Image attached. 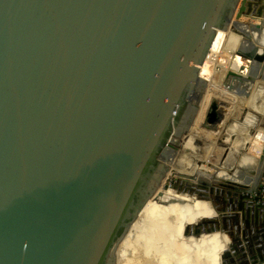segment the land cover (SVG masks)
Wrapping results in <instances>:
<instances>
[{"label": "water", "instance_id": "water-1", "mask_svg": "<svg viewBox=\"0 0 264 264\" xmlns=\"http://www.w3.org/2000/svg\"><path fill=\"white\" fill-rule=\"evenodd\" d=\"M241 15L264 28V0H0V264H117L198 111L216 30ZM239 46L246 77L229 75L245 87L264 56ZM226 105L211 97L202 128L217 130ZM257 161L251 186L167 183L209 202L214 215L183 232L228 235L221 264H264V205L252 195L264 147Z\"/></svg>", "mask_w": 264, "mask_h": 264}, {"label": "bare ground", "instance_id": "bare-ground-1", "mask_svg": "<svg viewBox=\"0 0 264 264\" xmlns=\"http://www.w3.org/2000/svg\"><path fill=\"white\" fill-rule=\"evenodd\" d=\"M243 17H249V16L241 15L238 18H235V16H233L232 19H230L228 21L226 28H224V29L218 28L216 30L214 39H213V41L209 47V50L205 56V60L200 64V66L198 68L199 76L201 78H203L207 81H208V78H209V81L212 80L213 75L211 73H214L216 71L214 70V72L210 73L211 69L209 67H210V65H212V63L214 65V62L216 60H214L211 64H210V61L212 60V56L214 57L215 54L219 52L220 54L222 53L224 56L227 57V59H225L226 65L224 64L223 67L220 66L224 59L216 62L218 68L216 69L217 70L216 75H214L213 77H215V76L219 77L220 76L219 81L220 82L222 81V86L224 85L223 83L226 80L224 78H227V75L229 74V72H231L230 69H233L232 65H230L231 62L229 60H231V59L234 60V59L238 58L237 52H233L232 49L235 48L236 43L239 39H240L239 48L241 50L246 49L247 46H254V47L258 48V52H259V50L261 51V53H259V55L264 56V35L262 34V33H264L263 25H262L261 29L254 27V26H251L249 23V20L247 18L241 19ZM239 20H240V22H239L240 28L238 26ZM232 25H234L236 27L237 31H239L241 34H249L252 29H255L257 32H260L259 35L257 36V44L258 45H256L255 43H252L251 41L249 42V41L244 40L241 34H240L241 36H239V37L231 34L230 30H231ZM225 52H227L226 55L224 54ZM229 52L231 54H229ZM239 58H240V56H239ZM207 63L210 64L209 67H208ZM257 70H258V68H256V66H255L254 71H256V73H257ZM262 74H260V75H258V73L254 74L253 80L250 83H248V85L250 87L255 86L254 79L256 80L257 78L259 79L261 77H264V70H263ZM239 76H242V75H239ZM207 81H206V84H205L204 89L202 91V94L200 96V99L198 101V106H199L198 110L199 109L201 110V108H200L201 102L200 101L203 97L204 91H205V99L208 101L207 105H208L211 97H214V96L217 97L219 94V92H215V91L213 92L210 89V87L214 83H211V82H210L211 84L208 83L211 85V86H209L207 84ZM206 85H207V89H206ZM225 87H226V85H225ZM259 87H260V85H257L256 90H258ZM207 90H208V92H207ZM211 92H213V93H211ZM222 93L225 94V91ZM222 93H221V95H223ZM225 95H227V94H225ZM255 96H258V95L255 93ZM255 101H256V97H254V96L249 97L248 108L252 109V107H253V112H255V111L260 112V110L264 104V101H261V103L259 105H255ZM207 105H206V107H207ZM205 111H206V108H204L201 111L200 117L197 114L198 113V111H197L196 114L194 115L193 120L191 121V123H189V126L186 129V132L191 131V134L192 135L194 134L195 138H196L195 135H198L199 129L200 130L203 129V128H201L202 127L201 123H202ZM197 120H198V122H197ZM218 130L219 129L217 128V130H214V131L209 130V131H211V133H217ZM186 135H188V134H186ZM189 135H190V133H189ZM195 138H193L192 140L189 139L188 136H187V138H185L182 145L185 143L183 145V147H184V149L187 150L186 155H188V157H185V160L183 157L180 161H177L173 165V162H174L176 154H177L176 151L178 149L176 147V149H175V151H174V153H173V155H172V157H171V159H170V161H169V163H168V165H167V167H166V169H165V171L161 177L162 179L160 182V186L157 189V191L159 193H161L162 196L158 200H156V198L149 199L144 204L142 209L139 211L138 215L136 216V219L130 225L128 233L122 238V240L120 241L119 245L116 248V256L118 258V262L122 258L126 259V256L128 255L127 256L128 257V259H127L128 264H153V262L156 263V260H155L156 257L159 258L157 264H173V261H172V258H173L172 257V245L173 244L179 245L177 248L180 250V248L182 249V245H183L182 243H187V241L189 240V237H191L193 239H198L201 236L209 235V234H201L199 237H194V236L185 234L182 230H180L183 226H185L187 224V220H189V221L193 220V219H190V217L189 218L186 217L185 221H183V222L181 220L182 219V217H181L178 222L175 221L176 223L170 221V219L167 220V217L171 213H175V216L178 215L177 217H179L181 214L185 215L186 213H188V211H189L188 209L192 206V201L198 200V199H195L194 197H187L184 195H180L179 193L176 192L175 189H172L168 184L166 185V187L163 186V183H164L165 179L167 178L168 173L171 170L174 174L182 175V167H181L182 163L184 162L185 164H188L190 155L194 154V152H192L193 151V145L197 146V144L194 143ZM214 168H217V167L215 166ZM232 171H233L232 174L234 175L235 169L233 168ZM210 178L211 179H223V180L230 179V178H226L223 175V172H221L220 167L217 168L215 175H210ZM249 186H251V185H249ZM168 198H174L177 201H173V202L171 201V202H166V203L159 202V201H162V199L165 200ZM178 201H181V202H178ZM199 201H201L200 202L201 204L198 205L199 208L208 204V206L213 211L209 202H206L203 200H199ZM166 205H171V207L169 209L170 214H168V215H167L166 210L164 211L161 209L162 208L161 206L164 207ZM159 209H161V210H159ZM212 215H214V211H213ZM212 215H209V216H212ZM204 217H206V216H204ZM158 230L161 231V233L157 232ZM214 233H217L218 235H220V239H223V235L226 236L224 233H220V232H214ZM214 233H210V234H214ZM216 239H219V238L216 237ZM228 243H229V239H228ZM156 244L163 245V247H162L163 253L161 256L156 254V251H155L157 249ZM226 245L222 248V250L220 249V246H218L217 255L220 256L221 252L225 249ZM127 250H128V252H127ZM150 250H151V252H150ZM217 258H219V257H217ZM217 258H216V260L218 261ZM206 263L207 262L204 259V257H201V259H197L193 262V264H206ZM120 264H126V263L123 261V262H120ZM219 264H221V261L219 262Z\"/></svg>", "mask_w": 264, "mask_h": 264}, {"label": "crops", "instance_id": "crops-1", "mask_svg": "<svg viewBox=\"0 0 264 264\" xmlns=\"http://www.w3.org/2000/svg\"><path fill=\"white\" fill-rule=\"evenodd\" d=\"M247 18L249 20V23L251 26L257 27L261 29L263 23L259 21V18H253V17H243L241 19ZM240 19V20H241ZM238 21V26L240 28L239 22ZM251 31L257 33L259 35L260 32H257L255 29H252ZM264 35V33H262ZM244 35V34H243ZM235 41V40H234ZM234 43V42H233ZM227 52L224 54L226 55ZM261 53L259 50L258 54ZM226 60L224 59L222 64L220 66H224ZM262 78V77H261ZM260 78V79H261ZM209 81V78H208ZM207 81V84H208ZM255 86L252 87V92L251 96L256 97L255 105H259L261 101H264V82H254ZM222 85V81H221ZM257 85H260V87L257 89ZM223 87V86H221ZM207 89V86H206ZM222 92V90H221ZM221 92L218 94V98L222 100V97L225 95H221ZM255 93L258 96H255ZM208 102V101H207ZM248 102L249 98L246 101V105L248 107ZM253 105V104H252ZM201 108V104H200ZM204 108H201V110H198V115L200 117V113ZM226 109V108H225ZM249 112V113H248ZM237 114H235L236 116ZM234 116V117H235ZM199 119V118H198ZM245 119L247 122L243 123L241 126L245 128L244 134L247 132L248 128L256 126V125H261L262 124V132H258L259 134L254 135L253 139H251V144L254 143V148L253 151L257 152L259 150V143L263 142L264 139V104L260 110V112H253V107L248 108L245 111ZM198 122V120H197ZM229 123V122H228ZM197 124V123H196ZM196 126V125H195ZM231 126V127H228ZM218 127L221 128H226L229 129L231 128L232 130L237 129L240 131V127L235 126L234 124L231 125H223L222 123L219 124ZM202 129L201 132L198 134L201 135H196L194 143L197 144L193 145V151L194 154L190 155V157H193V160H189L188 164H185L184 162L182 163V175H187L193 178H196L200 172L205 173L206 179L211 180L210 175H215L217 168L220 167L221 172H223V175L226 178H230L226 180L227 182L230 183H235V184H242V185H252L255 182V177H256V170L258 169V158L260 157L261 153L259 156L254 155L252 153H249L246 151L248 149V142L245 146L240 147L239 149L237 148H221V151L215 152L211 151L210 148L214 145H216V139L214 138V133L212 134L209 130ZM216 137L218 138L217 140L219 142H228L227 137L228 135H222L221 137H218V133H215ZM247 134V133H246ZM236 140V139H235ZM237 141V140H236ZM256 143V144H255ZM262 151V149H261ZM201 156L204 157L202 160ZM195 158V159H194ZM200 160H199V159ZM183 161V160H182ZM184 164V165H183ZM206 165V166H205ZM207 165L212 166L213 165V171L212 169L210 170L207 168ZM217 168H214V167ZM229 166V167H228ZM235 169L234 175L232 174V169ZM210 174V175H209ZM201 201L196 200L192 201V206L195 207V209H192L191 212H193V216H190V219H198L200 217L204 216H209L213 214V211L211 208L206 204L205 206L199 208L198 205L201 204ZM184 215H180L179 218H181ZM160 218V217H159ZM158 218V219H159ZM195 220H187V224L193 223ZM184 226L180 229L183 231ZM161 233V231H157ZM218 237L219 239H216ZM228 243V237L223 235V239H220V235L217 233L214 234H209L206 236H201L198 239H193L189 237V240L187 243H182V249L180 250L177 248L179 245L173 244L172 245V261L173 264H193V262L197 259H201V257H204L206 260V264H219L220 262V256L217 255L218 252V246H220V249ZM157 245L156 254L161 256L163 253L162 247L163 245ZM154 250V249H153ZM151 252V250H150ZM219 257V258H217ZM218 259V261L216 260ZM156 263L153 262V264H157L159 258L156 257ZM154 260V261H155Z\"/></svg>", "mask_w": 264, "mask_h": 264}, {"label": "rangeland", "instance_id": "rangeland-1", "mask_svg": "<svg viewBox=\"0 0 264 264\" xmlns=\"http://www.w3.org/2000/svg\"><path fill=\"white\" fill-rule=\"evenodd\" d=\"M243 22V21H242ZM249 35H250V37H251V42L252 43H255L256 45H258L257 44V36H258V34L257 33H255V32H253V31H250V33H249ZM228 52V51H227ZM218 56H217V55ZM215 54V56L213 57L212 56V60L210 61V64L214 61V60H216L215 62H214V65H213V63H212V65H210L209 63H207L208 64V67H209V65H210V73L211 72H214V70L216 71V72H214V73H211L213 76L214 75H216V73H217V64H216V62H218L219 60H222V59H227V57L226 56H224L222 53L220 54L219 52L218 53H216ZM229 54H231L230 52H229ZM238 58H236V59H234V60H229L230 62H231V64L230 65H232V68L233 69H230L231 70V72H229V73H236V71H237V67H238V63H239V60H240V58H239V56H237ZM234 61V62H233ZM229 62V63H230ZM236 63V64H235ZM226 65V64H225ZM212 66V67H211ZM231 67V66H230ZM213 68V69H212ZM213 70V71H212ZM229 70V71H230ZM238 72V71H237ZM245 73L246 72H241V75L242 76H245ZM212 76V80L211 81H209L208 83H214V84H212V86L210 85V84H208L209 86H211L210 87V89L214 92H220L221 90H222V92H224L225 91V94H227V95H224L223 97H222V101H225V103L227 104L226 106H225V108H226V116L224 117V119L220 122V123H222L223 125H226L227 126V124L228 125H230V123H231V125L232 124H234L235 126H237V127H240L239 129H240V131L237 129V131L236 130H232L231 128H229V129H226V128H221V127H218V137H221L222 135H228V136H226L227 137V140H228V142L226 143V142H219L217 139V137L215 136L216 134L214 133V138L216 139L215 141H216V145H214V146H212L211 148H210V150L211 151H215V152H218V151H221V148H225V147H227V148H237V149H239L240 147H243V146H245L246 144H247V142H248V149L246 150V151H248L249 153H252V154H254V155H257V156H259L260 155V152H259V150H257V152H255V151H253V148H254V143L253 144H251V139H253V137H254V135H255V133H256V131H257V129H258V127L260 126V125H256V126H253V127H250V128H248V130H247V134L245 133L244 134V131H245V128L243 127V126H241L243 123H245V122H247L246 121V119H245V111L248 109V107H247V105H246V101L247 100H245V99H241L240 97H235V96H233L232 94H233V92L231 91V89H230V87H228L227 85H226V80H225V82L223 83L224 85H223V87H221L222 85H221V82L219 81V79H220V76L218 77V76H215V77H213ZM215 78V79H214ZM228 78V77H227ZM214 79V80H213ZM224 79H226V78H224ZM254 82L256 83V82H264V77H262L261 79L259 78H257L256 80L254 79ZM225 85H226V87H225ZM207 86V85H206ZM225 90H224V89ZM207 92H208V90H207ZM213 92H211V93H213ZM221 92V93H222ZM230 92V93H229ZM223 94V93H222ZM201 108H206V105H207V100L205 99V91H204V94H203V97H202V99H201ZM249 113V112H248ZM235 114H237L236 116H235ZM235 116V117H234ZM229 122V123H228ZM228 127H231V126H228ZM196 128V127H195ZM194 128V129H195ZM202 128V127H201ZM197 129V128H196ZM204 129V128H203ZM198 130V129H197ZM206 130V129H205ZM205 130H203V131H205ZM199 132H201V130L199 129ZM198 132V133H199ZM211 132V131H210ZM189 133H190V135H189ZM196 133V132H195ZM202 133V132H201ZM186 134H188V135H186ZM213 134V133H212ZM192 134H191V131L190 132H186L185 133V135L184 136H186V138H187V136H188V138L189 139H193V138H195L194 137V134L191 136ZM199 135V134H198ZM196 136V135H195ZM199 136H201V135H199ZM255 138V137H254ZM237 141H236V140ZM185 144V143H184ZM183 144V145H184ZM256 144V143H255ZM183 145L181 146V147H179L178 149H177V154H176V157H175V160H174V162H173V165L177 162V161H180L183 157H184V160H185V157H188V155H186L187 153H186V151H185V149H184V147H183ZM261 146V143H259V147ZM186 155V156H185ZM201 158H202V160L204 159V157L203 156H201ZM195 159V158H194ZM199 159V158H198ZM189 160H193V157L191 156V157H189ZM200 160V159H199ZM206 166V165H205ZM207 168H211L212 169V171H213V165L212 166H208L207 165ZM210 169V170H211ZM174 175H176V174H174L173 172H172V170L168 173V176H167V178L165 179V181H164V183H163V186L164 187H166V185H167V183H169V182H171L172 180H173V176ZM198 175H201V176H205V173H203V172H200ZM214 180V179H213ZM221 180H223V179H221ZM223 182H227L226 180H223ZM227 237H228V235H226ZM228 239H229V237H228ZM127 252H128V250H127ZM128 256V255H127ZM126 256V259H124V258H122L121 260H119V262L117 263V264H120V262H125L126 264H128V257ZM126 260V261H125Z\"/></svg>", "mask_w": 264, "mask_h": 264}, {"label": "built area", "instance_id": "built-area-1", "mask_svg": "<svg viewBox=\"0 0 264 264\" xmlns=\"http://www.w3.org/2000/svg\"><path fill=\"white\" fill-rule=\"evenodd\" d=\"M209 50V49H208ZM208 52V51H207ZM207 54V53H206ZM204 60H205V58H204ZM203 60V61H204ZM202 61V62H203ZM240 63V62H239ZM238 63V67H237V71H236V73H234L235 75H237V76H239V75H241V72L238 70L239 69V64ZM255 64H252V67H253V69L255 70ZM257 68V67H256ZM258 71V70H257ZM243 72V71H242ZM245 72V71H244ZM227 77H229V78H226V85L228 86V87H230V89H231V91L233 92V96H235V97H240L241 99L243 98V99H245V100H247L250 96H251V92H252V87H250L249 85H248V82H246L245 83V87H243V85H238L235 81H234V79L232 78V76L231 75H227ZM239 77H241V78H245L246 77V74H245V76H239ZM246 92H247V94H248V96H246L245 94H246ZM227 113V112H226ZM225 116H226V114H225ZM262 124L258 127V129H257V131H256V133H255V135H257V134H259L258 132H262L263 133V130H262ZM263 147H264V139H263V142L261 143V146L258 148L259 149V152L261 153L262 151H261V149H263ZM253 198H254V200L257 202V203H259V204H261V205H264V187H260V188H258L256 191H254L253 192Z\"/></svg>", "mask_w": 264, "mask_h": 264}, {"label": "flooded vegetation", "instance_id": "flooded-vegetation-1", "mask_svg": "<svg viewBox=\"0 0 264 264\" xmlns=\"http://www.w3.org/2000/svg\"><path fill=\"white\" fill-rule=\"evenodd\" d=\"M162 208V210H166L167 211V215L168 214H170V212H169V209H170V207H171V205H166V206H161ZM161 209H159V210H161ZM192 209H195V207H190L188 210V213H186L184 216H182V222L183 221H185V218L186 217H190V216H193V212H191L192 211ZM191 210V211H190ZM190 215V216H189ZM178 216V215H177ZM177 216H175V213H171L168 217H167V220H169L170 219V221H172V222H175V221H179L180 220V218L179 217H177ZM179 218V219H178ZM193 220H196V219H193ZM176 223V222H175Z\"/></svg>", "mask_w": 264, "mask_h": 264}]
</instances>
